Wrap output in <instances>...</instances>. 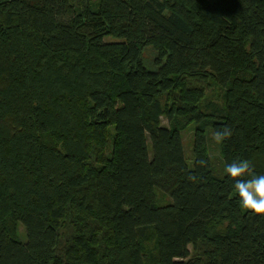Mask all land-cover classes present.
Segmentation results:
<instances>
[{
  "label": "trees",
  "instance_id": "1",
  "mask_svg": "<svg viewBox=\"0 0 264 264\" xmlns=\"http://www.w3.org/2000/svg\"><path fill=\"white\" fill-rule=\"evenodd\" d=\"M234 160L264 175V0H0V264H264Z\"/></svg>",
  "mask_w": 264,
  "mask_h": 264
},
{
  "label": "clouds",
  "instance_id": "2",
  "mask_svg": "<svg viewBox=\"0 0 264 264\" xmlns=\"http://www.w3.org/2000/svg\"><path fill=\"white\" fill-rule=\"evenodd\" d=\"M232 135V129L226 126L214 131L213 139L215 143L222 144ZM205 164L206 161H200V166ZM224 171L228 178L234 181L241 208L253 216L264 217V175H257L248 160H234L226 165ZM189 180L198 182L195 175H190Z\"/></svg>",
  "mask_w": 264,
  "mask_h": 264
},
{
  "label": "rangeland",
  "instance_id": "3",
  "mask_svg": "<svg viewBox=\"0 0 264 264\" xmlns=\"http://www.w3.org/2000/svg\"><path fill=\"white\" fill-rule=\"evenodd\" d=\"M162 123L164 126L167 125V120L165 118L162 119ZM183 140H184V148L186 150V154L189 157V159L191 158V153L193 150V132L191 130H188L186 132L183 133ZM215 157L218 155V151L217 150H213L211 152ZM191 160V159H190ZM168 200V199H167ZM21 231H23V227H21Z\"/></svg>",
  "mask_w": 264,
  "mask_h": 264
}]
</instances>
